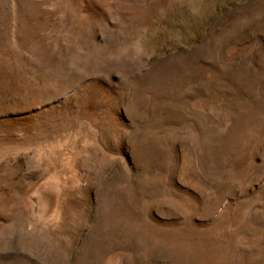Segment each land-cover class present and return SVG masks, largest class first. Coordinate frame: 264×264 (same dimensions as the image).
<instances>
[{"label": "rangeland", "instance_id": "obj_1", "mask_svg": "<svg viewBox=\"0 0 264 264\" xmlns=\"http://www.w3.org/2000/svg\"><path fill=\"white\" fill-rule=\"evenodd\" d=\"M0 264H264V0H0Z\"/></svg>", "mask_w": 264, "mask_h": 264}, {"label": "bare ground", "instance_id": "obj_2", "mask_svg": "<svg viewBox=\"0 0 264 264\" xmlns=\"http://www.w3.org/2000/svg\"><path fill=\"white\" fill-rule=\"evenodd\" d=\"M205 205V204H204ZM207 205V204H206ZM241 218V217H240ZM223 220V219H222ZM225 221V220H224ZM223 222V221H222ZM248 225V224H247ZM253 227V226H252ZM214 228V227H213ZM223 228V227H222ZM255 229V228H254Z\"/></svg>", "mask_w": 264, "mask_h": 264}]
</instances>
